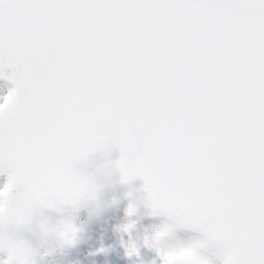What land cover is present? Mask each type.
I'll return each instance as SVG.
<instances>
[{
	"label": "snow or ice",
	"instance_id": "1",
	"mask_svg": "<svg viewBox=\"0 0 264 264\" xmlns=\"http://www.w3.org/2000/svg\"><path fill=\"white\" fill-rule=\"evenodd\" d=\"M0 79V264H35L9 232L75 210L112 148L161 234H200L187 264H264V0H0Z\"/></svg>",
	"mask_w": 264,
	"mask_h": 264
},
{
	"label": "rangeland",
	"instance_id": "2",
	"mask_svg": "<svg viewBox=\"0 0 264 264\" xmlns=\"http://www.w3.org/2000/svg\"><path fill=\"white\" fill-rule=\"evenodd\" d=\"M9 88L0 83V97L7 95ZM6 183V175L0 176V187ZM117 217V218H116ZM102 226H92L88 212L81 211L74 221L81 228L80 245L76 251H56V258L48 264H162L157 250L153 249L150 239L155 226L168 223L163 218L153 219L132 218L124 213H119ZM132 223L127 234L121 230L124 224ZM173 236L176 240L193 242L200 239L199 236L177 229ZM149 246H145V242ZM171 242V241H170ZM135 246L138 255L127 256L125 248ZM102 250V251H101ZM201 254L212 261V264H220L216 249L201 250ZM3 260L6 258L4 256ZM0 259V261H3ZM170 264H185L179 258L171 259Z\"/></svg>",
	"mask_w": 264,
	"mask_h": 264
},
{
	"label": "water",
	"instance_id": "3",
	"mask_svg": "<svg viewBox=\"0 0 264 264\" xmlns=\"http://www.w3.org/2000/svg\"><path fill=\"white\" fill-rule=\"evenodd\" d=\"M0 82L12 88V84L8 81L0 79ZM118 158V150L112 148L108 152H96L91 154L82 168L80 165H77L79 171L83 172L84 175H89L95 174L101 165L109 164V167L104 170L105 175L97 178V182L103 184V187L98 192V199L102 205V209L98 212H94L92 211L90 205L78 206L75 210L71 208H65L64 216L66 218L73 219L78 210L86 208L91 211L94 222L100 223L114 215L118 209H123L126 211L129 208V205L135 208V213L133 214L134 216L153 217L149 215L150 210L145 206L146 193L143 191V182L137 178L126 184L120 183L119 172L110 166L111 162H114ZM162 217L167 219L165 216ZM60 218L61 215L55 211L44 209L38 216L35 217L31 225L9 232V236L12 239L22 241L31 247L35 253L33 257L35 264H45L46 258H50L54 254V245L52 243L42 242L39 229L36 225L40 219H46L49 221V223H54ZM196 233L199 234L198 232ZM76 244L77 241L73 245L67 247L75 248ZM45 252H47L48 255H43ZM0 254H5L7 256L6 252L4 251H0Z\"/></svg>",
	"mask_w": 264,
	"mask_h": 264
},
{
	"label": "clouds",
	"instance_id": "4",
	"mask_svg": "<svg viewBox=\"0 0 264 264\" xmlns=\"http://www.w3.org/2000/svg\"><path fill=\"white\" fill-rule=\"evenodd\" d=\"M106 165V164H105ZM101 165L95 174H89L93 176V183L95 186V191L88 193L82 200L79 206H91L92 211L98 212L102 209V205L98 199V192L103 187L102 183L97 182V178L105 175V167ZM7 183V182H6ZM6 183L0 187V196L4 198V203L0 204V207L6 208V199L11 192V187L6 186ZM121 184H126L121 182ZM130 206V205H129ZM61 215V218L54 223H49L46 219H40L37 223V228L39 229L40 237L43 243H52L54 245L55 251H60L68 245L64 241L68 239L73 240V244L76 243L78 237L81 234L80 226L74 222L72 218H66L64 216L65 208L59 210H52ZM35 218H33L29 225L33 223ZM126 225V224H124ZM121 226V230L123 226ZM125 232V231H124ZM162 233L161 225L155 226L151 233L150 239L154 244H156L162 252L171 259L179 258L185 264L192 259L191 242L176 240L173 234ZM127 234V232H125ZM171 241V242H170ZM72 244V245H73ZM43 255H48L45 252ZM42 255V258H43ZM202 255V254H201ZM203 256V255H202ZM205 257V256H204ZM206 258V257H205Z\"/></svg>",
	"mask_w": 264,
	"mask_h": 264
}]
</instances>
